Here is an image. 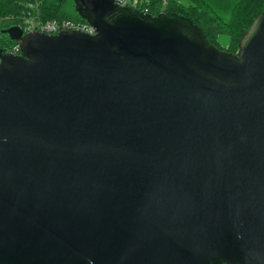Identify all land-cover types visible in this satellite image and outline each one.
Wrapping results in <instances>:
<instances>
[{"label": "water", "instance_id": "1", "mask_svg": "<svg viewBox=\"0 0 264 264\" xmlns=\"http://www.w3.org/2000/svg\"><path fill=\"white\" fill-rule=\"evenodd\" d=\"M73 9L93 34L2 30L0 264H264V10L232 53L177 13Z\"/></svg>", "mask_w": 264, "mask_h": 264}, {"label": "trees", "instance_id": "2", "mask_svg": "<svg viewBox=\"0 0 264 264\" xmlns=\"http://www.w3.org/2000/svg\"><path fill=\"white\" fill-rule=\"evenodd\" d=\"M38 19L84 22L73 9V0H37ZM30 10L26 0H0V48L14 51L16 43L3 29L16 26L23 11ZM143 12L156 15L173 12L188 17L204 32L210 43L223 49L216 35L225 33L231 43L228 49L234 53L242 32L256 15L264 10V0H149L139 7ZM16 53L18 50L15 51Z\"/></svg>", "mask_w": 264, "mask_h": 264}, {"label": "built area", "instance_id": "3", "mask_svg": "<svg viewBox=\"0 0 264 264\" xmlns=\"http://www.w3.org/2000/svg\"><path fill=\"white\" fill-rule=\"evenodd\" d=\"M123 6H132L139 9L143 4H146L149 0H114ZM166 0H162L165 3ZM27 7L30 10L23 11L19 17L17 26H19L23 32L39 31L47 34L56 33L60 27H70L78 30H82L86 33L93 34L94 30L85 21L84 22H70V21H57V20H46L41 21L38 19V4L37 0H26ZM17 48L12 52H15ZM16 53V52H15Z\"/></svg>", "mask_w": 264, "mask_h": 264}, {"label": "rangeland", "instance_id": "4", "mask_svg": "<svg viewBox=\"0 0 264 264\" xmlns=\"http://www.w3.org/2000/svg\"><path fill=\"white\" fill-rule=\"evenodd\" d=\"M217 41L219 42V45L223 49H228L231 43V39L225 34V33H219L216 35ZM237 50V47H236ZM234 51V53L236 52Z\"/></svg>", "mask_w": 264, "mask_h": 264}]
</instances>
